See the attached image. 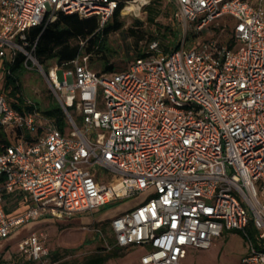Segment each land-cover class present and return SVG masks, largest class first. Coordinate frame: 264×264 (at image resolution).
Returning a JSON list of instances; mask_svg holds the SVG:
<instances>
[{
  "label": "built area",
  "instance_id": "built-area-1",
  "mask_svg": "<svg viewBox=\"0 0 264 264\" xmlns=\"http://www.w3.org/2000/svg\"><path fill=\"white\" fill-rule=\"evenodd\" d=\"M171 1L179 48L152 43L147 57L98 74L83 55L45 71L28 33L59 13L103 28L130 0H0V127L14 141L0 144V243L36 219H69L152 190L109 221L106 251L147 247L140 264H182L189 249L239 231L240 264H264V0ZM225 17L230 26L218 22ZM204 30L211 36L200 40ZM191 33L199 41L188 45ZM19 54L59 101L65 133L34 101L24 113L11 106L3 83ZM13 192L32 206L9 218L3 194ZM20 247L31 264H59L35 234Z\"/></svg>",
  "mask_w": 264,
  "mask_h": 264
},
{
  "label": "rangeland",
  "instance_id": "rangeland-1",
  "mask_svg": "<svg viewBox=\"0 0 264 264\" xmlns=\"http://www.w3.org/2000/svg\"><path fill=\"white\" fill-rule=\"evenodd\" d=\"M144 1L148 2L147 5L155 1L156 5L159 6L161 11V15L158 18L159 23L163 25L171 24L175 28L180 29L178 24L171 20L173 9L171 0H130L127 7L133 5L138 9L129 13H126L125 9L122 10L120 15L124 27L122 31L109 37L110 47L115 52L112 62L116 63L118 70L125 69L131 59L135 57L133 38L127 33L133 22L136 19L143 22V26L138 30L139 32H152L153 30L145 22L146 13L144 7L147 5L142 6ZM218 22L222 24L232 23L226 17ZM210 34L208 30H204L200 40L202 38H210ZM182 36L180 29V39ZM192 41L198 42L199 39H195L191 33L188 35L187 44L190 45ZM140 46L143 50L145 43H140ZM54 67L55 64L51 63L48 69ZM93 69L96 71L100 70L99 66ZM57 76L59 82H62L63 71L59 70ZM20 81L23 96L38 103L41 110L52 106H60L44 77L37 70H25L20 74ZM75 118L77 120V116ZM7 141L9 143L14 142L9 134L7 135ZM108 181L117 182V179L109 177L107 178ZM152 196L153 191L150 190L131 198L114 202L91 213L75 215L69 219L58 220L56 218L43 217L26 223L16 228L9 239L2 242V247L5 246V248L1 253L0 264L30 263L28 254L21 249L20 245L33 234L42 239L54 261L59 264H83L88 259L103 253V249L107 247V244L103 241V233L106 234L105 230H103V225H107L108 221L117 215L146 202ZM7 206L20 213L26 208L24 203H18L15 200L7 202ZM111 242L112 239H109L108 245H112ZM112 252H115V254L103 264H138V259L141 255V251L135 252L130 249L116 251L115 248L104 253ZM246 253L247 247L243 234L239 231H231L224 233L222 237L218 238L209 250L189 249L188 256L182 264H240Z\"/></svg>",
  "mask_w": 264,
  "mask_h": 264
},
{
  "label": "trees",
  "instance_id": "trees-1",
  "mask_svg": "<svg viewBox=\"0 0 264 264\" xmlns=\"http://www.w3.org/2000/svg\"><path fill=\"white\" fill-rule=\"evenodd\" d=\"M125 4H121L115 12L113 18L107 24L100 28L96 18H81L77 14L67 15L59 13L57 19L50 23L45 29L42 27L33 28L28 33V41L36 42V48L33 56L39 65L48 71L51 63H54L60 69H65L70 66L78 56H86L88 58V66L91 70L98 74H114L121 70L117 69L116 63L112 62L115 52L110 47L109 37L112 34L122 31L124 23L121 20V10ZM172 14L175 9L171 1ZM146 13V23L153 28L152 32H139L143 26V22L136 19L133 25L127 30L130 37L133 38L135 57L131 61L138 58L147 57L149 47L152 43H157L161 52L167 53L179 48L180 29L173 25H163L158 22L161 15L159 6L153 1L144 7ZM171 14V16H172ZM171 20H173L171 18ZM174 21V20H173ZM175 22V21H174ZM195 39L198 36L192 35ZM144 42L145 47L142 50L140 43ZM25 57L22 54L17 56L16 62L11 66V75L6 76L3 83V88L7 92L8 100L13 108L22 113L30 111V107L25 105L26 97L23 96L20 74L25 71ZM130 61V62H131ZM129 62V63H130ZM27 64L32 66L28 61ZM99 66L100 70L96 71L93 68ZM38 105V103H37ZM39 107V105H38ZM42 115L54 122L62 133H65L67 127V118L60 106L48 107L41 110ZM4 133L0 131V142H3ZM3 184V178L0 177V187ZM15 200L22 202L26 206L23 212L15 211L7 206V202ZM3 205L5 213L9 218L22 216L31 206L30 197L22 192L4 193ZM106 250V249H104ZM115 252L98 254L83 264H103ZM31 264V263H24Z\"/></svg>",
  "mask_w": 264,
  "mask_h": 264
},
{
  "label": "crops",
  "instance_id": "crops-1",
  "mask_svg": "<svg viewBox=\"0 0 264 264\" xmlns=\"http://www.w3.org/2000/svg\"><path fill=\"white\" fill-rule=\"evenodd\" d=\"M0 131H2L3 133H4V141L3 142H0V144H3V143H6V144H8L9 142L7 141V135H8V131L7 130H5V129H3V128H1L0 127ZM87 214V213H86ZM80 215V214H79ZM48 218V217H47ZM50 218V217H49ZM108 223H109V221H108ZM103 230H105V232L106 233H108V224L107 225H103ZM112 243V242H111ZM2 242L0 243V260H1V253L3 252V249L5 248V246L4 247H2ZM126 249H130V250H132V251H141V255H140V257L148 250V248L147 247H129V248H124V249H116L115 248V250L116 251H122V250H126ZM106 250H104L103 249V253L105 252ZM103 253H100V254H103ZM140 257H139V259H138V264H140ZM57 262V261H56Z\"/></svg>",
  "mask_w": 264,
  "mask_h": 264
},
{
  "label": "bare ground",
  "instance_id": "bare-ground-1",
  "mask_svg": "<svg viewBox=\"0 0 264 264\" xmlns=\"http://www.w3.org/2000/svg\"><path fill=\"white\" fill-rule=\"evenodd\" d=\"M141 8V7H140ZM138 8L137 7H135V6H130V7H127L126 9H125V12L126 13H129V12H131V11H133V10H137Z\"/></svg>",
  "mask_w": 264,
  "mask_h": 264
},
{
  "label": "water",
  "instance_id": "water-1",
  "mask_svg": "<svg viewBox=\"0 0 264 264\" xmlns=\"http://www.w3.org/2000/svg\"><path fill=\"white\" fill-rule=\"evenodd\" d=\"M60 107H61V105H60ZM61 109H62V107H61ZM63 110V109H62Z\"/></svg>",
  "mask_w": 264,
  "mask_h": 264
}]
</instances>
